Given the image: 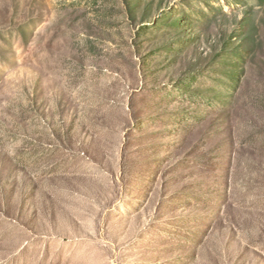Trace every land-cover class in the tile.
<instances>
[{"label": "rangeland", "instance_id": "obj_1", "mask_svg": "<svg viewBox=\"0 0 264 264\" xmlns=\"http://www.w3.org/2000/svg\"><path fill=\"white\" fill-rule=\"evenodd\" d=\"M0 264H264V0H0Z\"/></svg>", "mask_w": 264, "mask_h": 264}]
</instances>
